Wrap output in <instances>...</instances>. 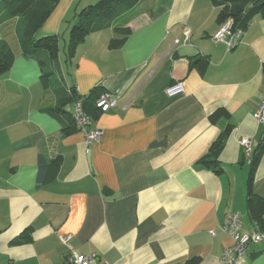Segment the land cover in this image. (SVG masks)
<instances>
[{
	"label": "crops",
	"instance_id": "0c3cea01",
	"mask_svg": "<svg viewBox=\"0 0 264 264\" xmlns=\"http://www.w3.org/2000/svg\"><path fill=\"white\" fill-rule=\"evenodd\" d=\"M217 16L210 0H141L86 37L58 80L82 98L95 88L116 97L92 119L101 136L89 146L54 112L57 88L37 61L15 49L0 77V264H66L68 247L91 264H225L226 217L254 228L240 141L254 150L264 131L254 119L264 100V13L231 51L213 40ZM201 57L203 73L191 64ZM176 84L182 92L168 95ZM226 129L216 175L198 161ZM252 190L264 199V152ZM24 232L28 242L11 244ZM241 264H264V240L247 245Z\"/></svg>",
	"mask_w": 264,
	"mask_h": 264
},
{
	"label": "trees",
	"instance_id": "16d2710c",
	"mask_svg": "<svg viewBox=\"0 0 264 264\" xmlns=\"http://www.w3.org/2000/svg\"><path fill=\"white\" fill-rule=\"evenodd\" d=\"M141 0H99L95 5L84 8L81 12L74 14L70 21L72 25L69 32V40L66 43V56L71 60L78 46L83 43L87 36L96 33L109 25L122 13L135 7ZM218 9L217 20L224 24L228 20L232 22L234 31H245L252 18L257 14L264 13L263 0H210ZM59 0H0V35L2 30L13 21L19 22L13 29L17 38L15 49L28 58L35 59L40 68L41 80L51 83L57 88L58 105L54 112L60 114L69 127L75 124L65 107L74 102H80L82 109L92 119L97 118L100 113L96 108V101L104 93L101 89H93L84 98L77 95L74 87H66L53 76L52 71H46L48 65L55 63L58 58V38L56 35L37 38L39 28L45 24L52 11L56 8ZM4 27V28H3ZM122 42V41H121ZM114 46V45H113ZM16 56L6 39L0 36V77L8 73ZM192 66L200 73L208 67L206 57L196 58L191 61ZM264 76V66L262 68ZM70 129V128H69ZM229 130L226 129L208 148L206 155L199 161L198 165L220 175L223 169L218 157L224 148ZM264 152V131L258 145L252 150L248 161V176L246 180V210L254 228L264 231V199L253 193L252 185L254 174L260 158ZM46 164L39 158V180L43 176ZM29 233L24 232L21 237L11 244L25 243L30 240ZM199 258H192L186 264H198Z\"/></svg>",
	"mask_w": 264,
	"mask_h": 264
},
{
	"label": "built area",
	"instance_id": "2783aa9c",
	"mask_svg": "<svg viewBox=\"0 0 264 264\" xmlns=\"http://www.w3.org/2000/svg\"><path fill=\"white\" fill-rule=\"evenodd\" d=\"M242 35V31L233 30L232 22L228 20L221 25L218 32L214 35L213 40L215 42L225 44L227 51H231L237 47ZM188 42L189 33L185 32L182 43L187 44ZM178 43L179 41L176 40L175 44ZM180 92H182L181 84L172 85L167 90V94L170 96ZM114 107H116V97L107 93H103L96 101V108L99 113H106ZM68 112L70 113L75 127L83 133L86 146L93 144L100 138L101 132L92 130V118L86 115L80 102H74L72 107L68 109ZM254 119L264 126V100L254 114ZM240 146L243 149L244 158L249 161L253 150L251 141L248 139H242L240 141ZM224 231L229 235L233 243V247L223 253L222 261L225 264H241L243 257L246 254L247 245L264 240V231L253 228L248 232H243L241 217L236 213L229 214L226 217L224 222ZM60 240L64 245H66L70 240V237L63 236ZM68 249L70 253L66 257V264H91L93 257L80 256L73 252L70 247H68Z\"/></svg>",
	"mask_w": 264,
	"mask_h": 264
},
{
	"label": "rangeland",
	"instance_id": "374dc122",
	"mask_svg": "<svg viewBox=\"0 0 264 264\" xmlns=\"http://www.w3.org/2000/svg\"><path fill=\"white\" fill-rule=\"evenodd\" d=\"M99 0H59L56 8L50 14L47 22L43 24L37 31L36 37H46L56 35L58 38V58L57 61L48 65L46 71H52L55 79H61L66 77L67 74V56H66V43L69 40V32L71 28L70 21L73 19V15L81 12L84 8L95 5ZM19 22L13 21V24L8 25L2 30L1 38L6 39L10 47L15 50L17 45V36L13 29ZM53 31V33H50ZM65 43V44H64ZM68 65V64H67ZM69 66V65H68ZM61 75V76H60ZM67 78V77H66ZM69 104L65 109L71 108Z\"/></svg>",
	"mask_w": 264,
	"mask_h": 264
},
{
	"label": "water",
	"instance_id": "95a60500",
	"mask_svg": "<svg viewBox=\"0 0 264 264\" xmlns=\"http://www.w3.org/2000/svg\"><path fill=\"white\" fill-rule=\"evenodd\" d=\"M263 6H264V3H263Z\"/></svg>",
	"mask_w": 264,
	"mask_h": 264
}]
</instances>
